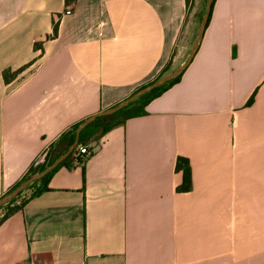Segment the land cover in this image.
<instances>
[{
	"label": "crops",
	"instance_id": "1",
	"mask_svg": "<svg viewBox=\"0 0 264 264\" xmlns=\"http://www.w3.org/2000/svg\"><path fill=\"white\" fill-rule=\"evenodd\" d=\"M192 29L188 0H0V198L74 124L182 65ZM146 111L90 146L85 181L61 168L0 224V264H264V0H216Z\"/></svg>",
	"mask_w": 264,
	"mask_h": 264
},
{
	"label": "trees",
	"instance_id": "2",
	"mask_svg": "<svg viewBox=\"0 0 264 264\" xmlns=\"http://www.w3.org/2000/svg\"><path fill=\"white\" fill-rule=\"evenodd\" d=\"M80 0H66V5L70 6L73 3H76ZM216 1V0H215ZM214 1V3H215ZM189 3V0H188ZM213 3V7H214ZM212 7V12H213ZM205 13V9H204ZM203 13V15H204ZM212 13L210 15L211 19ZM209 19V21H210ZM209 24V23H208ZM60 27V20L59 21H53V35L50 38H56L58 36ZM35 49L40 50L43 49L42 43H36ZM33 63H30L28 65H25L21 68H19L16 71L12 70H6L4 71V80L6 83H10L14 81L22 72H24L27 68H29ZM171 67L168 66L166 72L170 70ZM183 74L175 78L174 80H171L170 82L166 83L162 87H159L146 96L138 99L137 101L130 104L125 109L121 110L120 112H117L113 115L109 116H102L98 118L95 122L90 124L88 127H86L80 136L79 144L75 147L73 152L68 156L66 160H64L55 170H53L50 174L45 176L43 179L36 181L32 185H30L26 190H24L20 195L13 199L10 203L4 205L0 208L1 210H5L4 216L0 219V224L7 220L10 216L15 214L16 212L22 210L28 200L32 199L33 197L49 191V182L54 176L58 170H60L63 167H71L72 165L80 167L83 172V181H85V163L88 160L85 159L83 156H79L78 152L80 147L86 146L90 149V146L94 143L100 142L106 134H108L110 131L114 130L117 127L124 126L128 120L136 117H142L146 116L148 113L146 111V107L150 102H152L154 99L159 98L162 96L165 92H167L169 89H171L175 84L180 82ZM255 100V94L251 97L249 102L247 103V106H250ZM79 123L74 124L70 129L65 131L48 149L45 159L43 162H38L36 165H33L28 173L10 190L13 191L16 189L22 182H24L26 179L30 178L31 176L40 173L44 171L48 166H50L57 158H59L62 154L67 152L70 148V146L74 143L76 139V130L79 126ZM92 150V149H90ZM176 171L178 173L182 174V182L177 187L178 193H188L191 192L193 189V179H192V167L190 160L185 157H179L176 163ZM31 191V195L29 199L23 198V195L25 192ZM20 202V203H18Z\"/></svg>",
	"mask_w": 264,
	"mask_h": 264
},
{
	"label": "water",
	"instance_id": "3",
	"mask_svg": "<svg viewBox=\"0 0 264 264\" xmlns=\"http://www.w3.org/2000/svg\"><path fill=\"white\" fill-rule=\"evenodd\" d=\"M214 1L215 0H207V4L205 7V13L202 17L198 34L194 40V43L192 45V48L190 50V53H189L186 61L182 65H180L176 69L166 73L165 75H163L162 77H160L159 79L154 81L153 83L139 89L138 91H136L134 94H132L131 96H129L128 98H126L125 100L120 102L119 104H117L111 108L102 110L98 113H95V114L87 117L83 121H81L77 130H76V139H75L74 143L70 146L69 150L67 152H65L64 154H62L59 158H57L44 171L37 173V174L31 176L30 178L26 179L16 189H14L13 191H11V192L7 193L6 195H4L3 197H1L0 198V208L3 207L4 205L10 203L13 199L17 198L20 195V193H22L24 190H26L30 185H32L36 181L43 179L45 176L50 174L64 160H66L68 158V156L73 152L75 147L79 144V140H80V136H81L82 131L86 127H88L90 124L95 122L98 118H100L102 116L113 115L117 112H120L121 110L125 109L130 104L137 101L138 99L146 96L147 94H149L153 90H155L159 87H162L166 83H168L171 80H174L178 76L182 75L186 71V69L190 66V64L192 63V61H193L194 57L196 56V53L200 47V44L204 38L206 29H207V26L209 23L210 15L212 13V7H213Z\"/></svg>",
	"mask_w": 264,
	"mask_h": 264
},
{
	"label": "rangeland",
	"instance_id": "4",
	"mask_svg": "<svg viewBox=\"0 0 264 264\" xmlns=\"http://www.w3.org/2000/svg\"><path fill=\"white\" fill-rule=\"evenodd\" d=\"M206 4L207 0H189V22L193 24V29L191 37L188 41L189 43H187V47L185 46V56L183 57L181 64L186 61L194 40L198 34Z\"/></svg>",
	"mask_w": 264,
	"mask_h": 264
},
{
	"label": "built area",
	"instance_id": "5",
	"mask_svg": "<svg viewBox=\"0 0 264 264\" xmlns=\"http://www.w3.org/2000/svg\"><path fill=\"white\" fill-rule=\"evenodd\" d=\"M65 14L66 15H71L72 14V10L71 9H67ZM91 154H92V151L86 146L80 147L79 152H78V155L85 157V159H87Z\"/></svg>",
	"mask_w": 264,
	"mask_h": 264
}]
</instances>
